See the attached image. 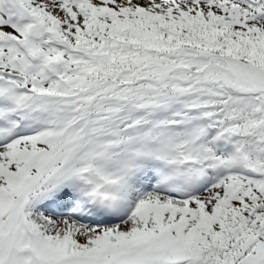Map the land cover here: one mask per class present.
I'll return each instance as SVG.
<instances>
[{
    "label": "snow or ice",
    "instance_id": "6c2138e0",
    "mask_svg": "<svg viewBox=\"0 0 264 264\" xmlns=\"http://www.w3.org/2000/svg\"><path fill=\"white\" fill-rule=\"evenodd\" d=\"M0 264H264V0H0Z\"/></svg>",
    "mask_w": 264,
    "mask_h": 264
}]
</instances>
